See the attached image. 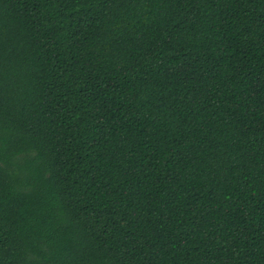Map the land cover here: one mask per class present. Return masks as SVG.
Listing matches in <instances>:
<instances>
[{
  "label": "trees",
  "instance_id": "obj_1",
  "mask_svg": "<svg viewBox=\"0 0 264 264\" xmlns=\"http://www.w3.org/2000/svg\"><path fill=\"white\" fill-rule=\"evenodd\" d=\"M0 264H264V0H0Z\"/></svg>",
  "mask_w": 264,
  "mask_h": 264
}]
</instances>
